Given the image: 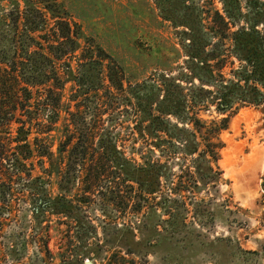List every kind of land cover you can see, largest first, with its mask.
<instances>
[{
  "label": "trees",
  "instance_id": "1",
  "mask_svg": "<svg viewBox=\"0 0 264 264\" xmlns=\"http://www.w3.org/2000/svg\"><path fill=\"white\" fill-rule=\"evenodd\" d=\"M10 1V11L0 14V172L6 176L0 195L3 200L11 195L14 176L26 179L21 190L27 185L33 196L40 195L33 210L43 264L55 260L46 242L49 229L40 223L50 215L65 225L60 235L68 242L73 230H86L77 210L94 198L116 218L149 208L170 216L175 198L163 197L164 188L184 209L186 194L200 189L198 183H219V135L229 117L246 106L264 115V0H176V16L163 19L178 28L181 61L140 83L131 82L99 45L87 42L57 0ZM47 12L54 23L48 29ZM77 50L84 62L73 72L67 60ZM67 81L77 88L63 100ZM121 111L130 112L124 122L118 120ZM211 111L216 116H201ZM109 120L112 126L105 124ZM125 122L123 136L116 127ZM35 161L41 175H32ZM52 179L54 195L45 186ZM122 230L132 238L121 239L123 250L109 252L100 264H136L131 257L140 242L131 225L116 226ZM88 251L70 256L66 244L56 259L83 264Z\"/></svg>",
  "mask_w": 264,
  "mask_h": 264
},
{
  "label": "rangeland",
  "instance_id": "2",
  "mask_svg": "<svg viewBox=\"0 0 264 264\" xmlns=\"http://www.w3.org/2000/svg\"><path fill=\"white\" fill-rule=\"evenodd\" d=\"M57 2L61 5L59 10L70 21L76 22L87 42L99 45L122 65L131 82L140 83L152 73L168 66L173 68L181 61L175 34L178 28H173L170 21L163 19V16H176V0ZM19 3L21 10L24 4L22 1ZM11 7L10 0H0V14L9 12ZM51 15V12L46 13L47 29L54 24ZM80 43L81 47L85 45L82 40ZM80 52L77 50L74 56L68 57L73 72H76L78 62H84L80 60ZM95 74L93 69V77ZM126 85L124 81L123 87ZM76 88L73 81H67L63 100ZM119 113V121L129 118L130 112ZM106 116L104 114L103 118ZM201 116L211 118L216 114L201 112ZM263 117L260 109L250 106L240 108L229 117L227 129L219 135L223 143L217 161L221 171L219 183L213 187L198 183L200 189L186 194L184 209L178 201L180 198L164 188L163 197L170 195L175 198V202L171 203L174 212L170 216L160 208H149L139 215L116 218L112 210L103 209L94 198L77 210L86 230L84 233L73 230L74 240L68 242L60 235L65 225H60L58 217L50 215L46 222L40 223L49 229L46 242L54 255L53 263L59 264L57 253L69 244L70 256L89 248L90 255L84 256L83 264H100L102 257L109 252L123 250L121 239H127L126 243L132 238L130 233L116 231V226L126 223L132 226L135 240L140 242L139 246H134L137 250L135 255L130 256L136 264H264ZM105 124L112 126L110 120ZM127 124L125 122L123 126L116 127L123 136L128 133ZM33 135L29 136L30 140ZM129 144L125 141L122 148L126 156ZM55 146L54 141L53 151ZM118 148L121 149V146ZM27 164L31 166L29 162ZM33 166L32 175H41L36 161ZM13 179L11 195H5L4 200L0 195V264H43L37 258L35 242L40 231L37 217L34 219L38 210H33L34 202L41 200L40 195L33 196L27 185L20 189L26 179L15 176ZM3 180L6 181V176L0 172V182ZM53 182L54 179L45 184L52 195L57 190Z\"/></svg>",
  "mask_w": 264,
  "mask_h": 264
}]
</instances>
